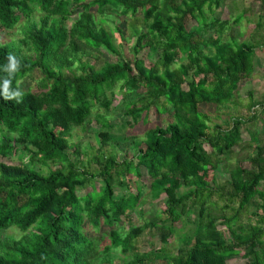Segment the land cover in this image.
Segmentation results:
<instances>
[{
  "label": "trees",
  "instance_id": "16d2710c",
  "mask_svg": "<svg viewBox=\"0 0 264 264\" xmlns=\"http://www.w3.org/2000/svg\"><path fill=\"white\" fill-rule=\"evenodd\" d=\"M221 4L0 0V230L18 232L0 238V264H94L99 254L108 257L101 261L106 264L117 251L122 256L116 264H229L238 255L245 260L237 264H264V146L252 157L253 169L237 164L222 182L215 175L222 156L241 142L242 127L260 118L256 109H264V100L247 105L246 117L231 115L223 123L209 124L200 108L234 102L254 71L258 46L215 39L210 31L227 28V21L215 15ZM108 9L142 16L145 29L131 27L135 41L130 57L113 42V32L126 40L123 30L116 24L108 29L109 16H96ZM191 20L196 24L188 25ZM21 22L32 55L21 41H2L1 34ZM145 47L159 50L154 62L137 56ZM93 51L108 58L97 64ZM9 54L20 61L11 77ZM34 71L41 74L39 84L23 86L21 80ZM5 78L11 79V90L20 81L22 98H4ZM117 86L140 90L125 103L130 119L121 124L108 117ZM152 110L161 122L133 140L135 154L126 149L120 160L114 153L102 154L113 130L142 118L149 122ZM87 123L99 137L101 159H89L98 161L96 171L82 163L80 145L71 141L74 128L85 129ZM24 155L28 159L22 164L8 161ZM49 163L63 166L51 168ZM144 173L148 186L140 179ZM147 194L165 196L164 208L123 232L122 223L131 221L134 211L144 215L139 207ZM213 206L219 215L212 214ZM220 227L228 230L230 241L223 239ZM155 230L163 246L136 244L146 231ZM171 235L177 241L173 251L166 247Z\"/></svg>",
  "mask_w": 264,
  "mask_h": 264
},
{
  "label": "rangeland",
  "instance_id": "374dc122",
  "mask_svg": "<svg viewBox=\"0 0 264 264\" xmlns=\"http://www.w3.org/2000/svg\"><path fill=\"white\" fill-rule=\"evenodd\" d=\"M77 10L73 11L72 15L66 21V25L69 28L70 23L73 21L75 15L77 14ZM107 14H99L98 16H109L108 25L105 24L108 29L112 27V25L116 24L123 30V35L126 40H120L118 33L113 32V42L115 46L121 48V53L124 57H130L131 52V45L135 41V38L130 36L132 32V26L136 29H145L144 21L142 20L141 14H136L135 16L128 14L126 16H121L117 10L108 9ZM215 15L220 20L227 21V28L214 31V28L210 31L213 32L215 39L220 40H232L237 39L238 41H243L252 46H258L255 51L254 55V71L252 75L244 81L239 90L240 97L238 99H234V102L227 103L226 105H213V104H201L200 108L206 112L209 116V124L212 123H223L229 120L230 116H239V117H246L247 110L246 106L251 103H257L259 101L264 100V0H222L221 6L215 11ZM241 15L242 18L237 20L236 16ZM38 18V10H34V17L33 19L37 20ZM112 20V21H111ZM260 22L262 26L257 25ZM17 24L11 30L4 32L1 34L2 41H16L20 42L24 48L25 52L28 55H32L30 45L26 42L25 39L22 38L21 33V25ZM196 22L191 20L188 25H195ZM155 38H158L157 34H154ZM138 57L144 58L146 63L154 62L157 57L159 56V50L152 51L148 47H145L142 51H140L137 55ZM92 59L95 61L97 60V64H102L105 59L108 58L106 53H98L97 51H93L91 55ZM92 60V61H93ZM41 78V74L38 71H34L30 73L27 77L21 80L23 86L25 87H36L39 84V80ZM114 94L112 95L113 101L111 103L110 113L108 117L112 122H116L117 124L123 123L126 119H130V117L125 116V103L130 99H135L137 97V91H130L127 92L126 89H119L117 86L114 90ZM107 95L111 97L110 92H107ZM227 106V107H226ZM257 114L258 117H261V120L264 121V114H261L259 107H257ZM95 112L103 113L104 109L95 108ZM261 114V116H260ZM167 119V116L164 117V120ZM161 122V119L155 115L154 110L149 113V122L145 123L143 118L139 119L138 122L127 126L124 130H113L112 131V139L109 144L102 147V154H116L117 159H122L125 157L124 153L126 149L131 153H136L137 149L133 145L134 139H142L144 137V131L150 126L154 124H158ZM254 129L256 127L257 130L261 129L264 131V123L262 121H256L251 127L248 128V125H244L242 127V133L246 128ZM71 141L77 142L80 145V148L83 152L82 156V163L84 165H88L90 170H97L99 167L98 161H89V159L93 156L96 158L98 157L101 159V153L98 151L99 147V137L96 132V127L89 125L88 123L83 129L80 126L74 128ZM247 152V151H246ZM98 154V155H96ZM100 154V155H99ZM227 155H223L222 158H225ZM228 157V156H227ZM97 158V159H98ZM0 159H4L1 157ZM28 155H24L21 160H18L16 157L14 159H9L8 161L13 164H22L23 162H27ZM228 159V158H227ZM228 168L233 167V160H228L224 162ZM223 163L218 164L217 169L215 170L216 178L219 182L226 180L228 178L229 169L222 167ZM247 164V163H245ZM35 165L39 167V163L35 162ZM236 165V164H235ZM57 166H63L61 164H52L49 163V167L54 168ZM48 167V168H49ZM43 171L47 170V166H42ZM143 171V170H142ZM144 172V171H143ZM140 179L145 182V184L149 185V179L147 178L146 174H142ZM263 184V185H262ZM261 185L264 186V182H261ZM132 186L134 187L135 184L133 183ZM164 198L162 196L158 199H152L149 194L143 197L142 205L139 207V211H144V215L140 212L134 211L132 215L131 221H125L122 223L123 232L126 231L129 226L139 225L145 218H150L152 215L157 213L160 209L164 208ZM216 199V196H213V200ZM212 214L219 215L220 210L215 206L212 207ZM222 214L229 215V212H224ZM246 221V216L244 218ZM222 232L223 239L226 241H230V236L228 230L224 227H220ZM14 234L18 235V232L13 229L12 227L7 230H0V238L3 237L5 234ZM174 235L169 237V243L166 245L169 251H173L177 246V241L173 238ZM136 244L149 248L151 245L154 247H161L163 244L160 241V237L158 231H146L142 237H140ZM112 260L106 264H116L119 261V258L122 256L121 253L113 252L112 253ZM107 256L103 254H99L98 258L95 259L94 264H101L102 259H107ZM245 259H243L240 255L234 256L227 260L229 264H237L242 263Z\"/></svg>",
  "mask_w": 264,
  "mask_h": 264
},
{
  "label": "crops",
  "instance_id": "0c3cea01",
  "mask_svg": "<svg viewBox=\"0 0 264 264\" xmlns=\"http://www.w3.org/2000/svg\"><path fill=\"white\" fill-rule=\"evenodd\" d=\"M263 111H264V109L260 110L261 114H264ZM260 121H262L264 123V121L261 120V117L258 119V122H260ZM253 124H255V122H250V123H247L246 125H248V128H249ZM257 128L258 127L252 129V127H251V129H249V131L246 128V131L244 130L243 133H241L242 134V136H241L242 140L239 143V145H237L234 148V151L230 155H227L228 157L226 156L225 158H222L223 160H221V161L226 162L228 160H233V163H234L233 167L236 166L237 164H240L242 167H244L246 169H253L254 167H256L255 166L256 162H255V164L252 162V157L255 156L254 154L256 153V150L258 147L264 146V131L262 132L261 129L257 130ZM262 161H264V156L262 157ZM245 163H247V164H245ZM224 165H225V163L222 164V167ZM225 167H227V165H225ZM261 182H264V179ZM262 185L260 184V188L262 190H264V186H262ZM258 203L261 204V200ZM251 223H253V224L256 223L255 217L252 218Z\"/></svg>",
  "mask_w": 264,
  "mask_h": 264
},
{
  "label": "clouds",
  "instance_id": "9594fccd",
  "mask_svg": "<svg viewBox=\"0 0 264 264\" xmlns=\"http://www.w3.org/2000/svg\"><path fill=\"white\" fill-rule=\"evenodd\" d=\"M8 74L9 76H13L16 72L20 69V61L17 59L15 55L9 54L8 55ZM20 81H17V89L11 90V79L5 78L3 83L4 88V98L5 99H19L22 98L24 93L19 88Z\"/></svg>",
  "mask_w": 264,
  "mask_h": 264
}]
</instances>
